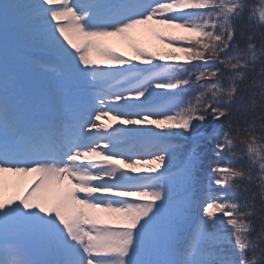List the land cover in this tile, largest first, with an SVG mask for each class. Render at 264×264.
<instances>
[{
	"label": "snow or ice",
	"instance_id": "6c2138e0",
	"mask_svg": "<svg viewBox=\"0 0 264 264\" xmlns=\"http://www.w3.org/2000/svg\"><path fill=\"white\" fill-rule=\"evenodd\" d=\"M150 23L183 59L99 40ZM0 264H264V0H0Z\"/></svg>",
	"mask_w": 264,
	"mask_h": 264
},
{
	"label": "trees",
	"instance_id": "16d2710c",
	"mask_svg": "<svg viewBox=\"0 0 264 264\" xmlns=\"http://www.w3.org/2000/svg\"><path fill=\"white\" fill-rule=\"evenodd\" d=\"M179 31L181 32L180 34H188V33H184L182 30H179ZM99 40L103 44L105 39H104V37H102V38H99ZM139 45L140 46L142 45L141 47H145L150 52L155 53L156 56H157V60L155 62H158V63H161V64H166V63L171 62L170 60H164V61L159 60V57L161 55H164V56H176V57L181 58V59H183L185 57L184 53L176 51V49L173 48V46L170 45L169 43L168 44H164V46L162 47V45L159 42H154V44L151 45V44L147 43V40H144L141 43H139ZM117 52L124 53L126 56L135 55L134 50L131 49L128 46L119 47ZM136 62L137 63H141V61H139V60H137ZM105 68H111V67L110 66H105ZM157 91H160V90H157ZM168 143H170L175 148V151H176V160H175V162L180 166L181 162L185 158V152H186V149H187V142L181 137H174V138H171L168 141ZM179 166L176 167L175 169H170L169 173L177 172ZM169 184H170L171 187H173L174 194L180 191V186H179L178 181L176 183H173V182L170 181ZM207 190L208 189H207V186H206V182H202L201 185H199L197 187V200H198V203H197L196 209H195V214L197 216H199V214H200V205L204 203ZM213 190H215V189H213ZM225 190L226 191H231V189H225ZM138 198L140 199V197H138ZM147 199H148V197H141L140 201H145ZM218 215H219V213H218ZM259 224H260V221L258 220L257 221V227H259Z\"/></svg>",
	"mask_w": 264,
	"mask_h": 264
},
{
	"label": "rangeland",
	"instance_id": "374dc122",
	"mask_svg": "<svg viewBox=\"0 0 264 264\" xmlns=\"http://www.w3.org/2000/svg\"><path fill=\"white\" fill-rule=\"evenodd\" d=\"M84 2H87L86 0H70V3L72 4H77V3H84ZM155 26L156 25H153V26H149L150 28H153L154 29V32L153 34L150 35V40H151V45L153 44V42H155V39L159 37V33L158 32H163L164 33H168V32H172V30H164L163 31L160 29L158 32H156V29H155ZM135 31H139L141 33H144V32H147L148 29L145 28V27H137L136 29L133 30V33ZM173 33V32H172ZM125 36H109L107 37L105 40H104V43L105 46H117L118 44H121L124 40ZM73 39L77 40V42H80L81 40H83L84 38L83 37H80V36H77V35H74L73 36ZM19 54L21 55V53L19 52ZM97 58H99V55H97ZM90 79V78H89ZM96 91V89L92 88L91 86H87V89L84 90V91H79V94L81 95V97L84 99V100H87L89 98V96L94 93ZM98 106V105H97ZM121 127V125L119 123H113V128H119ZM109 131H111V129H109ZM58 144V143H56ZM102 146V145H101ZM150 149H146V151H149ZM139 159H141L142 161L144 160H151L152 157L151 156H148V155H144V156H140L138 157ZM175 165V163H174ZM168 166L167 164H164V165H160L159 163H157L155 165L156 167V172L162 170L164 167ZM138 168L142 169V170H147L149 165L146 164V163H142L140 165H137ZM127 171H131L130 169H126ZM145 171H142L140 174H145ZM155 173H150L151 175H154L156 174ZM133 175H135V173H133ZM19 178L20 181H17L15 183L14 188H13V192H16L14 193L16 196H22L23 195V191H24V186H25V183L24 182H27L25 181V179L23 177H19V176H8L6 174V187H5V196L6 197H10V198H14L12 196V192L11 193H8L6 194V192L8 191V188H9V185L14 181H16V179ZM31 177H28L27 180H30ZM20 188V189H18ZM15 189V190H14ZM134 190H139V189H134ZM21 243H24V244H27L28 241L25 239V238H21Z\"/></svg>",
	"mask_w": 264,
	"mask_h": 264
}]
</instances>
